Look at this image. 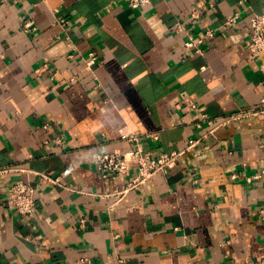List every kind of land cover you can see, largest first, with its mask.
Listing matches in <instances>:
<instances>
[{
  "label": "crops",
  "instance_id": "crops-1",
  "mask_svg": "<svg viewBox=\"0 0 264 264\" xmlns=\"http://www.w3.org/2000/svg\"><path fill=\"white\" fill-rule=\"evenodd\" d=\"M194 9L195 33L240 18L188 54L174 25ZM262 12L264 0H0V168H15L0 175V264L264 263V180H247L264 167V113L226 121L264 104V51L247 46ZM130 133L154 156L194 144L114 194L132 173L103 178L95 155L133 147ZM17 178L38 187L32 221L10 202Z\"/></svg>",
  "mask_w": 264,
  "mask_h": 264
},
{
  "label": "built area",
  "instance_id": "built-area-1",
  "mask_svg": "<svg viewBox=\"0 0 264 264\" xmlns=\"http://www.w3.org/2000/svg\"><path fill=\"white\" fill-rule=\"evenodd\" d=\"M246 0H240L244 3ZM131 9H139L143 5H147L151 0H125ZM200 18L198 9L190 12L188 18L185 20H177L174 28L177 32L184 35L182 49L188 54L202 55L205 52V44L208 39L214 37L217 33L233 30L240 18V12H235L228 16L225 21L219 26L207 27L204 31L195 33L191 25H194ZM251 35L248 40V49L253 57H259L264 51V12L253 13L250 16ZM25 31H34L36 25L31 17L25 18L23 23ZM97 57L91 53L88 63L96 62ZM264 113V104L257 109L251 111H240L239 113L232 114L226 118L230 121L240 116L249 114ZM47 126V124H46ZM156 137V136H155ZM129 139L136 144L126 151H107L102 150L95 155V166L98 173L103 178H109L117 181L120 177L132 173L129 181L124 188L116 190L114 194L124 195L127 191L138 189L143 184L148 182L158 173H167L173 169L178 161L181 159L185 151L190 149L194 142L190 143L185 149L173 150L171 152L163 151L158 155H153L150 151H146L141 143L137 134L130 133ZM59 145H63L64 141L61 138L57 139ZM15 170L14 167H1L0 175ZM50 183L61 185L60 177H51L42 172H36ZM234 176H237L236 174ZM248 181L264 180V167L256 174L247 177ZM38 187L29 179L17 178L10 182L9 199L16 210V212L28 221L36 218L38 213L36 194ZM257 215L264 223V196L262 203L257 208ZM84 219H81V223ZM88 259H82L80 264H85Z\"/></svg>",
  "mask_w": 264,
  "mask_h": 264
},
{
  "label": "water",
  "instance_id": "water-1",
  "mask_svg": "<svg viewBox=\"0 0 264 264\" xmlns=\"http://www.w3.org/2000/svg\"><path fill=\"white\" fill-rule=\"evenodd\" d=\"M262 264H264V263H262Z\"/></svg>",
  "mask_w": 264,
  "mask_h": 264
}]
</instances>
